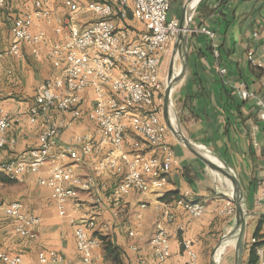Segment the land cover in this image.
Masks as SVG:
<instances>
[{
	"label": "crops",
	"instance_id": "obj_1",
	"mask_svg": "<svg viewBox=\"0 0 264 264\" xmlns=\"http://www.w3.org/2000/svg\"><path fill=\"white\" fill-rule=\"evenodd\" d=\"M74 1L85 6L89 0L85 4ZM181 1L182 5L186 4V10L195 2ZM56 4L58 14L67 15L63 0H57ZM8 6L0 11V50L7 49L12 42L13 18L31 8V3L29 0H8ZM186 10H182L181 17ZM75 18L86 24L92 17L82 11ZM201 26L212 29L214 37L194 30ZM55 27V22L41 21L35 25L34 31L44 30L47 34V40L39 44V57L33 55V45L23 44V57L0 59V103L13 117L7 136L16 141L14 146H6L0 151V172L6 177L3 179L0 175V251L21 255L22 264H85L77 249L75 225L70 217L59 215L51 189L40 181L47 177L48 167L20 180V176L4 171L1 164L39 144V134L45 125L43 118L36 125H31L25 116L19 121L16 119L34 102L38 86L57 72L47 57L49 42L59 36ZM186 37L188 64L184 75L175 82L172 93L176 119L184 135L206 157L237 179L242 207L251 214L246 220L240 264H251L252 247L263 241L259 239L264 232V196L262 198L260 183H264V119L259 115V102L264 101V67L253 66L247 54L253 51L264 62V0H199ZM176 41L161 64L164 82L169 81L182 65L183 55ZM240 81H245L257 96L246 101L240 99L235 92ZM83 95L87 109L92 104V92L86 91ZM163 120L166 122L164 113ZM87 131L96 133V126L84 116L63 131L62 140L75 132ZM167 139L175 150V163L165 181L167 187L161 194L145 196L136 191L126 196V191L119 190V197H125L123 213L122 205H103L97 226L90 231L101 239L100 247L95 251L96 264H144L141 259H148L149 240L165 204L171 206L175 215L174 221L168 224L171 254L165 264L186 263L188 257L181 244L184 238L192 239L198 253L197 264H238L236 213L228 216L218 213L227 200L234 201L236 185L230 177L211 168L194 154L170 127ZM71 143L52 141V149L66 153V159H73ZM49 156L53 161H59V154L49 151ZM74 164L82 178L91 176L93 167L87 157L74 156ZM118 178L111 171L100 176V183L108 185L107 194L116 186ZM75 189L92 192L83 186L75 185ZM186 190L192 192V197H182L181 205L184 207L185 201L205 203L206 211L201 217H191L176 203L175 198L181 197ZM16 200L24 204L25 211L41 218L35 227L37 238L19 235L14 229L15 218L4 212L3 207ZM144 201L156 203L159 208L152 205L142 208ZM72 216L81 219L84 215L78 211L72 212ZM129 225L136 229L134 238L128 234ZM131 243L136 244L138 250L130 249ZM50 250L57 251L64 259L40 262V255ZM0 264L5 263L0 261Z\"/></svg>",
	"mask_w": 264,
	"mask_h": 264
},
{
	"label": "built area",
	"instance_id": "obj_2",
	"mask_svg": "<svg viewBox=\"0 0 264 264\" xmlns=\"http://www.w3.org/2000/svg\"><path fill=\"white\" fill-rule=\"evenodd\" d=\"M29 1L31 8L13 18L12 42L7 49L0 50V59L23 57V44L33 45V55L39 57V44L47 40V34L44 30L34 31V27L41 21L55 22L59 36L50 41L47 57L57 72L38 86L34 102L16 119L19 121L25 116L31 125H36L43 118L45 125L39 134V144L1 164H8V172L20 176V180L48 167L47 177L40 181L51 189L59 215L70 217L75 225L76 245L83 263L96 264L95 251L100 247V238L90 231L96 228L103 205H122L123 213L125 197H119V190H126V196L132 191L145 196L161 194L168 185L162 179V164H169L172 171L175 150L167 139L168 125L163 120L166 86L161 64L174 46L180 20L171 15L173 0H130V6H122V0H89L85 6L74 0H63L68 11L65 16L58 14L57 0ZM7 7L8 0H0V11ZM82 11L90 14V22L83 24L75 18ZM194 30L214 37L213 30L207 26ZM247 58L253 66L264 67L253 51L248 52ZM219 71L224 72L222 68ZM131 75H142L145 86L137 87L136 82H131ZM86 91H91L93 96L87 109L83 95ZM235 92L244 101L257 96L245 81L235 86ZM135 101L147 102L148 115H142L144 124L118 117L119 109L132 108V112H138ZM259 105V115L264 119V101ZM84 116L95 124L96 133L75 132L62 140L63 131ZM13 122L0 103V151L16 144L7 136ZM52 141L72 142L73 159H66L64 152L52 149ZM43 151L59 154V161H38V153ZM74 156H85L92 164L90 182L86 183L92 185V192L75 191V184L82 183V174L76 169ZM106 171L119 176L109 194L106 193L108 185L99 181ZM260 183L263 198L264 183ZM182 197H192V192L186 190L181 197H176L178 205ZM150 205L151 202L141 203L142 208ZM152 206L159 208L156 203ZM183 208L193 218L201 217L206 211L203 202L196 208ZM3 209L15 218L14 229L19 235L38 237L35 227L41 218L25 211L21 201H12ZM78 211L84 215L81 219L72 216V212ZM218 213L234 215V201L227 200ZM174 218L171 206L165 204L149 240V260L142 258V263L165 264L168 260L171 254L168 224ZM128 234L134 238L136 229L129 225ZM259 240H263V248L257 249L255 264H264V232ZM181 244L188 257L185 264H197L198 253L192 239L184 238ZM129 248L138 250L134 243ZM63 259V255L50 250L41 254L39 260L46 263ZM0 261L22 264L24 259L21 255L0 251Z\"/></svg>",
	"mask_w": 264,
	"mask_h": 264
},
{
	"label": "water",
	"instance_id": "obj_3",
	"mask_svg": "<svg viewBox=\"0 0 264 264\" xmlns=\"http://www.w3.org/2000/svg\"><path fill=\"white\" fill-rule=\"evenodd\" d=\"M199 0L197 1L196 5L192 9H187L183 16L180 19V30L177 34V41L176 46L179 49V51L183 55V61L181 68L173 74L167 83L166 89H165V99L163 103V113L164 117L166 118V123L168 127H170L176 135L184 142V144L194 153L196 154L200 159L205 161L211 168L218 170L228 177H230L236 185L235 187V195H234V203L236 206V218H237V225H236V231H239V239H238V249H239V258H238V264L241 262L243 247H244V237H245V231H246V220L247 217H249L251 214L247 213L241 204L240 196H238V188L240 189L238 185L237 179L234 177L233 174L228 172L226 169H224L222 166L214 163L212 160H210L208 157H206L197 147L194 143H192L182 132V130L179 127L178 120L176 119L174 104H173V87L176 81H178L185 73V70L187 68L188 64V49H187V32L190 29V22L191 18L194 14V11L197 7ZM240 195V194H239Z\"/></svg>",
	"mask_w": 264,
	"mask_h": 264
},
{
	"label": "bare ground",
	"instance_id": "obj_4",
	"mask_svg": "<svg viewBox=\"0 0 264 264\" xmlns=\"http://www.w3.org/2000/svg\"><path fill=\"white\" fill-rule=\"evenodd\" d=\"M198 0H195L189 7L192 9ZM122 6H130V0H122ZM131 82H136L137 87H144L145 86V78L142 75H131ZM135 108L138 109V112L133 113L132 108H123L118 110V117H126V120H132L135 124H144V116L148 115V108L146 101H135ZM72 145V143H71ZM67 154L64 153V158H66ZM53 161V157L49 156V151H43L38 153V161ZM3 170L8 172V164H4ZM171 173L169 169V164H162V179L163 181H167L168 175ZM11 174V173H9ZM90 182V176L87 178H82V183L75 184L76 186H83L92 191V185H87L86 183ZM75 191H77L75 189ZM126 191V190H124ZM202 205V202L199 201H185L184 207L186 208H196L197 206ZM101 244V239H100ZM263 248V244L256 248V255L257 249Z\"/></svg>",
	"mask_w": 264,
	"mask_h": 264
},
{
	"label": "rangeland",
	"instance_id": "obj_5",
	"mask_svg": "<svg viewBox=\"0 0 264 264\" xmlns=\"http://www.w3.org/2000/svg\"><path fill=\"white\" fill-rule=\"evenodd\" d=\"M80 2L82 3V4H85L86 2H87V0H80ZM175 2V4H174V8H172V11H171V14H172V16L174 15V16H176L178 19H180V17H181V15H182V12L184 11V10H186V4L185 5H182V1L181 0H175L174 1ZM178 4H180L179 6H178ZM83 6V5H82ZM181 6H182V8H181ZM184 6V7H183ZM179 7V8H178ZM178 8V9H177ZM185 8V9H184ZM183 11H182V10ZM49 45H50V42H49ZM173 50H175V49H173ZM171 52V51H170ZM165 67H167V63H166V65H165ZM168 68V67H167ZM167 68L165 69L166 70V72L164 73V78L167 76ZM166 79V78H165ZM166 82V85H167V83H168V80L167 81H165ZM165 85V86H166ZM4 165V164H3ZM2 165V166H3ZM1 174L0 175H2L3 173L2 172H0ZM3 176V175H2ZM1 176V177H2ZM4 178H6V177H4L3 176V179ZM260 245H262V244H260ZM259 245V246H260Z\"/></svg>",
	"mask_w": 264,
	"mask_h": 264
},
{
	"label": "trees",
	"instance_id": "obj_6",
	"mask_svg": "<svg viewBox=\"0 0 264 264\" xmlns=\"http://www.w3.org/2000/svg\"><path fill=\"white\" fill-rule=\"evenodd\" d=\"M263 244V241H258V243H255L251 250V264H255L256 262V248Z\"/></svg>",
	"mask_w": 264,
	"mask_h": 264
}]
</instances>
